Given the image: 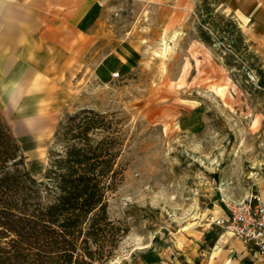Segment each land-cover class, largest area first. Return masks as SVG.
<instances>
[{"label": "rangeland", "instance_id": "1", "mask_svg": "<svg viewBox=\"0 0 264 264\" xmlns=\"http://www.w3.org/2000/svg\"><path fill=\"white\" fill-rule=\"evenodd\" d=\"M201 1L81 2L84 28L69 33L80 43L58 78L62 103L51 130L16 137L40 180L50 153L63 150L54 135L69 116H112L124 172L108 213L128 233L111 264L214 262L222 196L242 201L264 181V68L237 57L241 66L228 67L227 43L198 39ZM217 1V12L236 20L238 0Z\"/></svg>", "mask_w": 264, "mask_h": 264}, {"label": "trees", "instance_id": "2", "mask_svg": "<svg viewBox=\"0 0 264 264\" xmlns=\"http://www.w3.org/2000/svg\"><path fill=\"white\" fill-rule=\"evenodd\" d=\"M218 1L197 7L198 39L227 43L228 67L258 59L233 16L217 12ZM252 70L261 71L251 65ZM260 85H264L261 77ZM62 151L50 153L42 179L28 171L17 139L0 114V264H111L128 230L109 217L108 193L124 169L121 137L112 116L83 109L55 132Z\"/></svg>", "mask_w": 264, "mask_h": 264}, {"label": "crops", "instance_id": "3", "mask_svg": "<svg viewBox=\"0 0 264 264\" xmlns=\"http://www.w3.org/2000/svg\"><path fill=\"white\" fill-rule=\"evenodd\" d=\"M84 1L0 0V114L15 138L51 130L62 103L58 78L68 71L70 48L80 43L79 33H69L84 28ZM231 14L264 68V0H238ZM256 191L264 203V181ZM216 246L208 264H264V255L254 256L228 234Z\"/></svg>", "mask_w": 264, "mask_h": 264}, {"label": "built area", "instance_id": "4", "mask_svg": "<svg viewBox=\"0 0 264 264\" xmlns=\"http://www.w3.org/2000/svg\"><path fill=\"white\" fill-rule=\"evenodd\" d=\"M222 203L223 214L216 219V226L239 240L249 253L264 255V203L258 194H251L242 201L222 196Z\"/></svg>", "mask_w": 264, "mask_h": 264}]
</instances>
